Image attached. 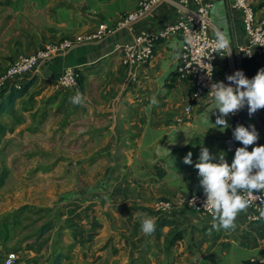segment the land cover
I'll use <instances>...</instances> for the list:
<instances>
[{
    "label": "crops",
    "instance_id": "1",
    "mask_svg": "<svg viewBox=\"0 0 264 264\" xmlns=\"http://www.w3.org/2000/svg\"><path fill=\"white\" fill-rule=\"evenodd\" d=\"M206 1L212 4L210 33L230 42V54L215 62L216 79L236 70L251 79L264 68V57L238 53L247 41L240 13L231 0ZM137 3L0 0V75L19 53L64 38L73 41L64 54L18 78L26 86L24 95L0 111V261L12 250L18 255L14 264H52L57 254L60 264H249L263 256L264 219L250 221L246 211L238 214L234 229L217 230L212 216L184 207L170 216L152 210L157 199L202 190L194 167L201 143L229 162L242 145L233 138L230 116L228 128H213L218 115L209 112L213 99H193L189 83L177 78L180 35L157 41L153 57L140 68L125 67L116 51L139 32L174 22L177 0L157 2L103 39L82 40L100 25L113 26ZM253 5L264 20V0ZM68 66L80 71L78 90H55L54 80ZM77 92L82 100L74 104L70 97ZM243 120L264 145V108L252 115L246 109ZM188 152L191 165L183 162ZM62 185L68 187L62 191ZM35 206L51 223L36 238L26 222L18 223ZM139 214L155 219L153 234L141 232ZM163 220L171 224L159 226Z\"/></svg>",
    "mask_w": 264,
    "mask_h": 264
},
{
    "label": "built area",
    "instance_id": "2",
    "mask_svg": "<svg viewBox=\"0 0 264 264\" xmlns=\"http://www.w3.org/2000/svg\"><path fill=\"white\" fill-rule=\"evenodd\" d=\"M159 1L161 0H138L134 11L125 13L113 26H98L93 32L84 36L82 40L103 39L113 33L114 30L128 26ZM177 2L179 6L178 16L174 22L164 25L155 32H139L132 40L117 45L116 51L121 54V60L125 67L131 69L140 68L153 57V49L157 41L169 35H180L182 47L178 52L175 74L178 79L189 83L193 99L201 96L211 99L212 97L208 92L213 82L222 81L226 84L230 83L227 79L218 80L215 77V62L227 53L228 50L212 52L217 42V35H212L209 31L212 4L206 0H177ZM230 7L240 13L242 26L247 38L246 44L237 48L240 56L246 58L256 53L264 57V20L257 17L253 0H231ZM78 39L81 40V38ZM72 45V40L64 38L47 43L34 53L17 54L0 75V94L12 86L20 88V84L16 82L18 78L36 71L40 64L51 62L59 55L68 51ZM208 55L211 59L207 57ZM208 64L212 66L210 78L205 70L209 68ZM79 84V69L68 66L63 68L61 74L54 80L53 87L55 90L67 88L78 90ZM198 105L200 104L198 103ZM190 107L191 105L189 104L184 108L186 114L191 110ZM246 109L247 105L234 114L229 115L233 129L237 124L248 127L243 120V114ZM182 119L179 118L178 120ZM225 142L230 147L233 146V138L228 137L225 139ZM256 144L260 145L258 140ZM228 163L231 162L228 161ZM253 195H261V193L254 191ZM205 199L206 197L202 189L183 197L157 199L152 204V210L159 215L170 216L177 209L184 207L202 216H211L203 208ZM249 201V207L245 210L248 220H263L264 215L261 214L259 209L264 208V205H260V201H255L253 197H249ZM17 259V252L13 250L7 251L0 264H14ZM249 264H264V254L259 259H249Z\"/></svg>",
    "mask_w": 264,
    "mask_h": 264
},
{
    "label": "clouds",
    "instance_id": "3",
    "mask_svg": "<svg viewBox=\"0 0 264 264\" xmlns=\"http://www.w3.org/2000/svg\"><path fill=\"white\" fill-rule=\"evenodd\" d=\"M229 48L230 42L227 37L217 33L216 47L212 52L228 50L230 54ZM207 57L211 59L209 55ZM208 65L209 68L205 70L210 78L212 66ZM226 79L230 83L213 82L208 92L214 101L209 112L218 110L214 123L216 127L213 128L219 130L229 127L226 116L234 114L245 105L249 115L264 108V68L259 69L251 79L241 70H236ZM81 100L79 92L70 97L74 104L80 103ZM207 119L210 121L208 114ZM232 135L242 146L235 148L231 163H228L223 153L213 156L201 143L200 153L194 164L199 184L206 197L203 208L211 214L213 227L217 230L235 228L238 214L249 207V197H253L255 201L259 200V204L264 205V145L256 144L258 133L254 126L245 127L237 124L232 130ZM249 146H252L251 151L248 150ZM191 157L192 153L188 152L183 157V162L191 165L193 163ZM254 191L261 195H253ZM259 210L264 215V208ZM137 219L144 235L153 234L156 227L153 217L139 214Z\"/></svg>",
    "mask_w": 264,
    "mask_h": 264
},
{
    "label": "trees",
    "instance_id": "4",
    "mask_svg": "<svg viewBox=\"0 0 264 264\" xmlns=\"http://www.w3.org/2000/svg\"><path fill=\"white\" fill-rule=\"evenodd\" d=\"M25 89H26V86L22 85V86H20V88H15V87L12 86L7 91L4 90L0 94V98H1L0 111L6 109L7 107H9L10 103L13 101L14 98L19 97V96H23L24 92H25ZM158 174H161V172L158 173ZM166 223L171 224V221L163 220V221L160 222L159 226L164 225ZM50 228H51V223L50 222L44 223L39 229L38 236L39 237L43 236L46 232H48L50 230ZM61 258H62L61 254H57L55 256L52 264H60Z\"/></svg>",
    "mask_w": 264,
    "mask_h": 264
},
{
    "label": "rangeland",
    "instance_id": "5",
    "mask_svg": "<svg viewBox=\"0 0 264 264\" xmlns=\"http://www.w3.org/2000/svg\"><path fill=\"white\" fill-rule=\"evenodd\" d=\"M19 145V144H18ZM17 146V145H16ZM44 156L45 157H47V156H51V154H44ZM67 172H68V170H66ZM46 187V191L44 190L41 194H43L44 195V193L45 192H47V186H45ZM68 187V185H62L61 186V189H62V191H63V189L64 188H67ZM54 188H55V186H54ZM56 188H58V186H56ZM65 190H68V189H65ZM53 194H55V193H53ZM35 208V209H34ZM34 208H28V211H27V215H26V217H22V220L21 221H19L18 223L19 224H24L25 222L27 223V225H28V228H29V233H30V236L31 237H34V238H36V236H37V233L39 232V229H40V227H41V225H43L44 223H46L47 222V220H48V215H47V210L46 209H44V212L46 213V215L44 216V214L42 213V210H39V209H37L38 207H34ZM188 211H191L192 212V210H189L188 208H186ZM194 212V211H193ZM195 213V212H194ZM16 232L17 231H14L13 233L14 234H16ZM1 252V251H0ZM1 255H2V253L0 254V257H1Z\"/></svg>",
    "mask_w": 264,
    "mask_h": 264
}]
</instances>
